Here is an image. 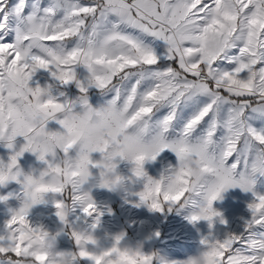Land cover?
I'll return each mask as SVG.
<instances>
[{"label":"snow or ice","instance_id":"obj_1","mask_svg":"<svg viewBox=\"0 0 264 264\" xmlns=\"http://www.w3.org/2000/svg\"><path fill=\"white\" fill-rule=\"evenodd\" d=\"M50 65L57 80L75 81L79 89L68 107H92L89 89L95 88L102 98L97 105L122 118L125 127L113 146L130 132L152 146L135 158L137 177H146V160L165 151L174 154L175 166L159 179L146 177L138 194L142 202L151 201V209L191 204L199 207L191 221L211 222L219 215L213 202L223 191L237 186L252 191L256 174L264 175V0H0V131L10 140H26L11 156L9 169L24 151H38L33 124L66 108L55 98L34 103L40 87H29V80ZM77 66L86 69L83 80ZM56 122L71 131L65 119ZM70 150L71 143L63 146L64 154ZM188 156L200 173L196 182L185 168ZM5 179L0 171V184ZM36 191L61 193L70 202L55 204L62 221L65 207L81 200L75 186L65 192L42 185ZM253 195L250 219L239 232L202 241L206 264H264V195ZM27 212L21 208L7 222L10 243L0 244V264H22V252L43 234L29 224ZM83 212L92 216L96 208L87 204ZM98 223L97 218L91 227ZM72 235L79 245L81 236ZM87 241L95 243L91 236ZM69 256L71 264L83 258L112 264L83 249ZM104 256H119L122 264L153 261L152 256L130 260L117 246ZM36 261L49 264L42 256Z\"/></svg>","mask_w":264,"mask_h":264},{"label":"crops","instance_id":"obj_2","mask_svg":"<svg viewBox=\"0 0 264 264\" xmlns=\"http://www.w3.org/2000/svg\"><path fill=\"white\" fill-rule=\"evenodd\" d=\"M54 71L55 68L52 65L47 70L37 69L29 80V87L33 89L36 87L48 88L56 102L59 103L75 101L80 95L75 81L62 84L52 75ZM75 72L77 73V78L81 80L86 75V69L80 66L75 68ZM89 98L93 106H96L102 100L98 90L95 88L89 89ZM74 110H80L79 104L75 105ZM61 118L62 115L58 114L57 119ZM47 128L52 131H64L56 120L49 121ZM24 144H26V140L22 136L15 138L12 148L7 147L4 143H0V164H8L11 156L19 152ZM57 151L59 155H62L59 150ZM100 155L99 152H96L92 154L91 158L95 162L100 159ZM46 159L51 161L52 157L49 156ZM116 162L117 168L115 169V173L124 178V188L122 190L117 191L111 187L98 188L91 184H86L79 190V192H89L96 208V212L92 216L103 218L108 215L115 220L117 225L125 227V230L129 229L135 234L162 232L163 229L168 227L165 222L169 218H177V223L182 231L191 234L192 256L201 253V250H206L207 246L202 243L205 238L209 240L223 239L224 237L221 238L217 234H224L225 236L228 233L239 232L244 222L250 219L251 212L248 205L255 199L253 192L264 195V175L257 173L252 191H244L239 186L226 189L221 193V198L213 202V209L219 215L213 217L211 222L204 219L193 222L190 217L199 212L198 206L189 204L181 208L175 205H165L163 211H155L151 209L149 203L142 202L138 195L145 189L146 177L159 179L170 165L175 166L176 160L174 154L165 151L154 161L146 160L143 165L146 177H137L134 174L135 165L130 161L117 157ZM16 167L23 173L31 171L34 175H39V172L45 169L47 164L38 160L37 153L24 151L17 158ZM13 171H16V168ZM90 171L96 175L101 169L90 165ZM23 179L24 177L21 175L17 180L10 179L6 184L0 185V197H6V199L0 200V222L3 221L2 218H11L15 212L22 208L25 199ZM61 200H64L65 203L67 202L61 193L46 194L41 202L29 207L26 219L35 220L36 224L41 217L57 218L56 213L58 209L55 204ZM104 200L108 201L106 208L103 207ZM84 206L79 202L71 203V209L66 213L65 219L69 217L75 227H80L82 217L86 216L83 212ZM169 207L171 210H169ZM116 218H119V221ZM221 220L224 223H221ZM55 224H57V221ZM63 224L65 223L63 222ZM0 237H4L3 240H0V244L7 245L9 231L5 224H0ZM145 241L143 243L134 241L133 247L150 248L152 244L147 242V238Z\"/></svg>","mask_w":264,"mask_h":264},{"label":"clouds","instance_id":"obj_3","mask_svg":"<svg viewBox=\"0 0 264 264\" xmlns=\"http://www.w3.org/2000/svg\"><path fill=\"white\" fill-rule=\"evenodd\" d=\"M48 99H54L49 89L40 88L39 95L35 98L34 103L37 101L43 103ZM65 103V109L43 117L38 124H33V127L37 129L33 140L38 148L36 152L38 160L45 163L46 157L51 156L52 160L47 161L52 163L53 168L50 169L47 165L45 169L39 172V175H34L31 171L23 173L16 167L17 164L12 169H9L7 164L0 169L6 177L5 181L0 185L6 184L13 176H16L18 179L19 176L23 175L24 179L22 183L25 199L22 208L29 209L31 205L41 202L46 194L53 193L50 191L37 192L36 189L42 185L62 187L65 192H67L69 187L75 186L78 195L81 197V200L77 202L85 206L87 204L94 205L89 192H79L82 186L91 184L98 188L111 187L117 191L122 190L124 188V178L115 173V169L117 168L116 158L120 157L135 165V158L137 156L146 155L153 150L152 146L144 142L142 137L131 132L128 133V138L120 139L119 143L113 146V141L116 140L117 134L124 129L125 124L119 115L106 110L104 105L80 108L79 111H76L73 107H68L67 102ZM58 114H61L62 119L68 122L71 129L70 132L67 129H64V131H52L47 128L49 121L56 120ZM14 140L15 138L10 140L8 133L0 131V143H4L7 146L9 143L13 144ZM69 143L72 144L74 151L70 150L69 153L64 154L63 146ZM99 147H103L104 150L96 151ZM57 150L62 155H59ZM96 152H99L101 155L100 159L94 162L91 157ZM41 153L44 155V160L39 158ZM115 153H123V156L115 155ZM89 160L93 163L89 164ZM195 163V160L191 156L185 158V168L191 173L194 182L200 178L199 171L193 167ZM90 165L99 167L101 171L94 175L90 171ZM14 168H16V171H13ZM53 169H59V171H54ZM169 184L174 187L176 181L171 180ZM146 202L150 206L151 201ZM70 209L71 205H67L64 209L65 214ZM42 233L38 241L29 246L27 251L22 252V255L26 257L22 264H42V262L36 261V256L45 257L49 264H71L69 252L57 250L58 241L56 236L44 230H42ZM76 233L81 236L80 249L89 251L86 247L89 243L87 237L91 236L89 229L81 227L77 229ZM114 246H117L120 252L126 253L130 260L139 261L140 256H152L153 261L159 259L156 255H144L138 249L119 245ZM110 249L89 252L104 259H110L112 264H122L119 256L111 258L104 256L105 252ZM153 261H149V264H153ZM181 264H206V261L204 255L199 253L189 256Z\"/></svg>","mask_w":264,"mask_h":264},{"label":"rangeland","instance_id":"obj_4","mask_svg":"<svg viewBox=\"0 0 264 264\" xmlns=\"http://www.w3.org/2000/svg\"><path fill=\"white\" fill-rule=\"evenodd\" d=\"M108 201H103V207H107ZM67 204L70 202H66ZM11 218H2L3 221L0 224H5ZM55 219L57 224H55ZM119 221V218H116ZM29 224L34 228H40L47 231L50 234L56 236L58 241V251L77 253L80 250L79 245L76 243L75 237L72 235L78 228L87 227L95 243H88L87 249L92 251L108 250L116 245V237H121L119 246H126L132 249H138L144 255H156L159 259L154 260V264H181L189 256H192L191 249V234L184 233L177 223V218H169L167 222L168 227L163 229L162 232L155 234H135L131 230L126 229L123 226L116 224L115 220L108 215L103 218H98L99 223L95 228L91 225L96 223L97 217L83 216L80 227H75L69 217L62 221L57 218H43L41 217L35 224V220L27 219ZM63 222L65 224H63ZM10 235V234H9ZM217 236L223 238L224 234H217ZM147 242L152 244L150 248H134L133 242L138 241L140 243ZM10 239L8 240V244ZM205 250H201L203 252ZM74 264H93V262L87 258L77 259Z\"/></svg>","mask_w":264,"mask_h":264}]
</instances>
